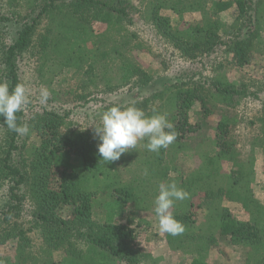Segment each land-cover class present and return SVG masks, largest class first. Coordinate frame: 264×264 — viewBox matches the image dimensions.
Instances as JSON below:
<instances>
[{"label":"trees","instance_id":"16d2710c","mask_svg":"<svg viewBox=\"0 0 264 264\" xmlns=\"http://www.w3.org/2000/svg\"><path fill=\"white\" fill-rule=\"evenodd\" d=\"M131 1L8 0L7 11L0 2V80L13 89L22 83L19 62L35 58L39 83L51 93L60 73L74 72L78 89L71 88L69 98L76 102L99 90L149 85L154 78L138 56L147 45L123 25ZM142 5L157 33L186 61H200L224 49L225 63L212 80L180 82L159 93L160 109L164 107L174 124L176 139L159 153L144 150L134 162L127 160L137 153L105 163L90 135L70 130L65 116L54 111L33 120L24 110L17 113L18 123L29 126L24 136L10 131L0 117V245L15 240L10 264H141L146 255L133 246L134 228L98 222L93 208L97 195L108 192L125 195L124 205L156 217L152 200L158 189L148 190L140 173L151 169L163 172V183L174 180L190 194L171 209L185 228L183 234L163 233L172 252L197 255L192 264H208L204 256L209 249L227 243L243 249L244 264H264V201L253 186L254 153L260 150L264 157V112L244 130L237 105L247 96V82L238 86L227 75L236 68L250 76L253 55H258L255 47L264 43V0H142ZM163 10L179 20L197 11L199 18L183 20L174 29ZM227 12L234 13L230 21L223 18ZM44 19V33L35 39ZM97 22L104 25L100 33L94 30ZM80 36L88 38V46ZM149 102L134 105L151 115L157 108ZM209 118L218 119L215 151L201 139V122ZM26 200L32 210L23 218ZM224 202L241 206L249 219L234 217ZM192 208L202 211L200 222ZM56 253L61 254L59 260Z\"/></svg>","mask_w":264,"mask_h":264},{"label":"rangeland","instance_id":"374dc122","mask_svg":"<svg viewBox=\"0 0 264 264\" xmlns=\"http://www.w3.org/2000/svg\"><path fill=\"white\" fill-rule=\"evenodd\" d=\"M0 2L3 4L6 11L10 8L8 0H0ZM130 6L131 8L128 10L129 15L126 17L123 25L128 29L127 31L137 35V38L143 44L147 45L138 56L139 62L143 68L152 74L154 78L152 83L142 88L127 86L113 92H103L99 90L93 96L76 102L72 101V98H69L71 88H74V92L78 89V86L73 84V80L77 78L74 77L73 71L66 70L59 74V77L55 79L51 88L54 94L53 92L51 93L47 87L40 85L36 71V59L28 58L25 61L21 60L19 62V74L22 83L28 88L31 100L24 108V113L28 120H33L39 117L38 115L45 114V112L54 111L60 116L63 115L61 117L65 116L64 121L70 130L87 132L90 138L98 144V139L94 138V126H99L101 114L108 108L115 105L128 106L136 102L149 100L150 106H156L158 111L164 113L166 111L164 107L160 109L163 103L159 102V93L163 92L165 89L171 88V86L176 83L189 82V80H203L205 78L212 80L213 77L217 75L218 66L223 62L225 63L226 53L224 49L200 61H186L177 50L161 38L156 29L151 25L145 14L146 9L142 5V0H132ZM162 14L171 18L174 29H178L183 20L199 18V13L197 11L186 14L182 20H179L178 16L169 10H163ZM223 18L226 21H230L234 18V13L227 12L223 14ZM46 23L47 21L44 19L39 24L35 39L38 38L39 33H44ZM94 30L100 33L104 30V25L97 22L94 24ZM261 34V39L264 42V31ZM78 40L85 46H88L89 40L86 36H80ZM254 53L258 55H253L249 77L244 76L246 73L245 70L236 68L227 70V75L232 81H236L238 86H240L242 82H247L248 89L245 92L247 96L240 99V104L237 105V111L244 121V130H246L245 124H253V122L262 115V112H264V43L261 46L257 45ZM42 87L46 88L50 93L47 102L43 104L40 103V90ZM95 90L96 89L93 91ZM56 93L58 94L56 95ZM198 119L199 118L196 120ZM217 121V118H209L201 122L203 131L201 139H206L209 145H211L210 151H215V131L213 128ZM35 136L36 135L33 133L30 135V138L33 139ZM144 143L146 142H141L137 145L136 149H130L121 157L126 159V155L137 153L135 158L128 159L127 162H134L141 159L142 157H140V154L146 150L143 147ZM143 154H145V152ZM254 155V191L255 194L264 201L263 152L259 150L256 151ZM124 172L125 170H123L120 175L123 181L126 180ZM140 173L146 177L148 190L150 189L153 191L158 189L159 185L164 182V179H162L163 172L158 169L140 171ZM170 175L174 176L176 173L171 172ZM123 198H125V195L117 197L113 194L110 195L108 192L97 195L93 208L95 220L101 223L113 222L129 224L130 227L134 228L133 246L146 255L141 264H192V261L198 257L197 255H185L172 252L163 233L158 229L157 217H154L150 211H135L133 207L124 205L125 203L121 201ZM154 200L155 199H153L152 202H154ZM24 204L23 218H28L32 206L27 200ZM139 204L147 206L143 200H140ZM223 205L229 208L230 212L237 219L242 221H247L249 219L246 210L241 206L230 202H224ZM192 210L194 209L192 208ZM193 213L195 220L200 222L203 218L202 211L198 210V212H195L194 210ZM15 243V240H11L7 242L6 245H0V264H10V262L13 261L14 257L10 250L11 246ZM55 255L56 259L59 260L61 254L56 253ZM204 258V262L208 264H244L245 261L243 249L241 247H231L227 243L211 247ZM116 262L118 263L119 261L116 260Z\"/></svg>","mask_w":264,"mask_h":264},{"label":"clouds","instance_id":"9594fccd","mask_svg":"<svg viewBox=\"0 0 264 264\" xmlns=\"http://www.w3.org/2000/svg\"><path fill=\"white\" fill-rule=\"evenodd\" d=\"M49 96V91L42 87L40 103H46ZM30 102L28 88L24 83H17L10 90L9 84L0 80V117L4 118V125L18 136L29 133L27 124L18 123L17 113L22 112ZM174 127L167 115L157 112L156 109L149 115L134 104L112 106L101 114L99 126H94V138L99 141L97 154L101 160L110 164L145 141L143 147L146 150L159 153L175 141L177 133ZM189 195L174 180L159 185L153 211L161 233L173 237L183 234L185 228L175 219L171 209L176 201L186 200Z\"/></svg>","mask_w":264,"mask_h":264}]
</instances>
